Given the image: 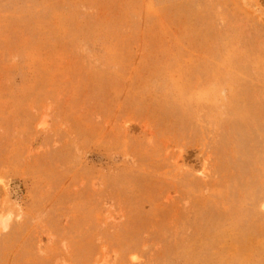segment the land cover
I'll return each mask as SVG.
<instances>
[{
  "label": "rangeland",
  "instance_id": "1",
  "mask_svg": "<svg viewBox=\"0 0 264 264\" xmlns=\"http://www.w3.org/2000/svg\"><path fill=\"white\" fill-rule=\"evenodd\" d=\"M0 264H264V0H0Z\"/></svg>",
  "mask_w": 264,
  "mask_h": 264
},
{
  "label": "clouds",
  "instance_id": "2",
  "mask_svg": "<svg viewBox=\"0 0 264 264\" xmlns=\"http://www.w3.org/2000/svg\"><path fill=\"white\" fill-rule=\"evenodd\" d=\"M4 181L0 180V184H3ZM18 214H14L12 212H8L6 214H0V233H6L9 231L10 225L15 219L17 222L23 219V211L22 209L17 208Z\"/></svg>",
  "mask_w": 264,
  "mask_h": 264
},
{
  "label": "bare ground",
  "instance_id": "3",
  "mask_svg": "<svg viewBox=\"0 0 264 264\" xmlns=\"http://www.w3.org/2000/svg\"><path fill=\"white\" fill-rule=\"evenodd\" d=\"M262 205H263V207H264V202H263V204H262Z\"/></svg>",
  "mask_w": 264,
  "mask_h": 264
}]
</instances>
